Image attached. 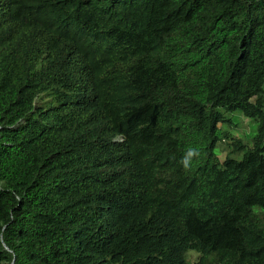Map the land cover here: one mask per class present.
<instances>
[{
	"label": "trees",
	"instance_id": "trees-1",
	"mask_svg": "<svg viewBox=\"0 0 264 264\" xmlns=\"http://www.w3.org/2000/svg\"><path fill=\"white\" fill-rule=\"evenodd\" d=\"M0 264H264V0H0Z\"/></svg>",
	"mask_w": 264,
	"mask_h": 264
},
{
	"label": "rangeland",
	"instance_id": "rangeland-1",
	"mask_svg": "<svg viewBox=\"0 0 264 264\" xmlns=\"http://www.w3.org/2000/svg\"><path fill=\"white\" fill-rule=\"evenodd\" d=\"M234 127L231 124H226L224 128H229L238 138H242L244 143H248L249 145L252 143V137L256 133L257 130V121L252 118H248L240 112H236L233 115ZM231 139H225L223 142L219 141L216 147V152L218 153L221 161L225 159L228 152L232 149L230 146ZM244 151L236 153L234 157L241 158L243 156ZM198 254L195 252H190L188 257L190 261H195L198 258Z\"/></svg>",
	"mask_w": 264,
	"mask_h": 264
}]
</instances>
